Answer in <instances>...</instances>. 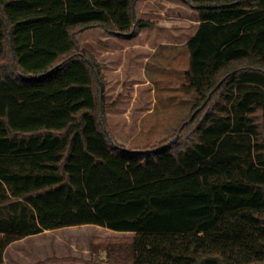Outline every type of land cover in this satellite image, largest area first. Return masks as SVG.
Segmentation results:
<instances>
[{"label":"trees","instance_id":"1","mask_svg":"<svg viewBox=\"0 0 264 264\" xmlns=\"http://www.w3.org/2000/svg\"><path fill=\"white\" fill-rule=\"evenodd\" d=\"M138 1L0 0V264L17 239L80 225L133 234L93 239L88 264H264V0H182L193 112L183 148L154 152L112 145L76 40L134 38L154 25Z\"/></svg>","mask_w":264,"mask_h":264},{"label":"rangeland","instance_id":"2","mask_svg":"<svg viewBox=\"0 0 264 264\" xmlns=\"http://www.w3.org/2000/svg\"><path fill=\"white\" fill-rule=\"evenodd\" d=\"M172 2L177 5L170 10L162 9V12L150 18L158 19L162 26L170 22L173 29L179 31L182 28L184 34L188 30L186 35L179 36V40L183 41L197 26V11L182 0ZM98 29L88 28L77 34L76 40L82 49L94 53L90 52L100 66L101 92L99 95L103 106L101 128H105L109 133L112 145L140 151L155 149L178 137L173 150L183 148L180 144L184 142L180 128L193 112L192 98L194 96L192 91L185 90L182 86L185 83L184 71L188 66L186 48L163 47L161 53L158 52L148 63L147 75L153 84L154 91L147 93L141 89L143 87L141 75L135 73L131 75L128 70L127 73L119 71L116 67L119 56L114 59L110 56L107 59L97 58V44L94 43L105 45L97 34ZM91 38L94 40L92 41ZM163 38L166 37L163 36ZM120 39V41L127 40ZM255 116L260 125L259 129L264 131V112L257 111ZM43 234L37 240L30 238L25 241L22 245L27 246L26 251L49 252L57 245L59 237H63L68 247L73 248V255L83 259L85 251L88 248L90 250L89 243L95 238H125L129 241L133 237L132 233L116 232L96 225L65 227ZM120 251L124 257L125 248L123 247ZM65 252L66 250L62 253ZM66 255L68 256L69 253L67 252ZM100 255L104 257L105 251H100Z\"/></svg>","mask_w":264,"mask_h":264},{"label":"crops","instance_id":"3","mask_svg":"<svg viewBox=\"0 0 264 264\" xmlns=\"http://www.w3.org/2000/svg\"><path fill=\"white\" fill-rule=\"evenodd\" d=\"M172 1L173 0L138 1L135 13L137 16L136 18L139 20L151 21L154 23V25L139 30L138 34L134 38L123 41H120L121 39L119 37L106 35L103 32L101 33V31L98 29L97 34L100 35L99 38L104 42L105 45L94 43L97 44V58L107 59V57L110 56L112 59H114L116 56H119V62L116 67L119 68L120 72L122 70V72L127 73L128 70L131 75H134V73L141 75L143 78V83L140 81L142 83L141 85L143 86L141 89L147 93H152L154 91L153 84L147 75L148 63L157 55L158 52L161 53L163 47H168L170 49L178 47L186 48V42L192 37L196 29L195 27V29L187 35L185 40L181 41L179 40V36L180 34H184V30L182 28L177 31L171 27L170 22L165 23L164 27L158 22V19L150 18V16L158 15L160 12H162V9L170 10L173 6L177 5ZM187 32L188 30H186L184 35H186ZM163 36L166 38H163ZM91 40L93 41L94 38H91ZM90 52L94 54L92 51ZM49 231L51 230H45L38 234L25 236L11 242L3 252V263L39 264L45 260L52 259L58 260L59 262H50L46 264H88V261L91 258L89 248L85 251V257L82 259L80 256L73 255V248L68 247V244L66 241H64V238L59 236L57 245H55L53 249H50L49 252H45L44 250L41 252H32L31 250L30 252L26 251L27 246L22 245L25 241L30 238L37 240L39 239L38 237H40L43 233ZM64 250H66V252L63 254L62 252ZM67 252L69 253L68 256L66 255ZM66 258L69 260L65 261L64 259Z\"/></svg>","mask_w":264,"mask_h":264},{"label":"water","instance_id":"4","mask_svg":"<svg viewBox=\"0 0 264 264\" xmlns=\"http://www.w3.org/2000/svg\"><path fill=\"white\" fill-rule=\"evenodd\" d=\"M177 138L178 137H174L173 139L169 140L168 142L160 145L159 147L155 148V149H152L151 151H157V150H162V149H165L167 147H169L170 145L174 144L176 141H177ZM134 152H140V151H134Z\"/></svg>","mask_w":264,"mask_h":264}]
</instances>
